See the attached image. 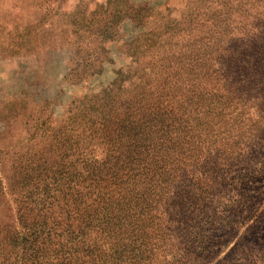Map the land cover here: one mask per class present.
<instances>
[{
  "label": "rangeland",
  "instance_id": "1",
  "mask_svg": "<svg viewBox=\"0 0 264 264\" xmlns=\"http://www.w3.org/2000/svg\"><path fill=\"white\" fill-rule=\"evenodd\" d=\"M94 56L101 64L84 67ZM171 75L179 81L162 89ZM164 92H177L184 132L159 141L167 130L154 128L152 145L170 144L154 155V197L130 192L122 227L97 244H112L105 254L120 264H264V0H0V158L2 142L14 159L50 115L63 121L110 99L151 106ZM69 133L86 140L80 128ZM11 162L0 171L9 182ZM22 194L8 217L0 210L7 247L9 215L24 247L47 233L41 199Z\"/></svg>",
  "mask_w": 264,
  "mask_h": 264
},
{
  "label": "trees",
  "instance_id": "2",
  "mask_svg": "<svg viewBox=\"0 0 264 264\" xmlns=\"http://www.w3.org/2000/svg\"><path fill=\"white\" fill-rule=\"evenodd\" d=\"M97 62L101 64L102 59L94 56L91 60L84 59L82 64L91 67ZM197 63L186 61L187 65L195 66ZM211 64L207 69L213 66L216 72L214 61ZM171 77L176 78L174 75ZM177 81L178 78L159 85L164 89L168 85L173 87ZM176 94L155 93L154 100L158 102L151 106H137L135 101H128L129 105L125 106L110 99L102 106L94 105L84 108L82 113L69 114L70 117L63 121L50 115L41 123L42 129L35 128L30 139L18 144L20 148L14 152V159L8 157L10 148L6 146L7 142H2L5 150L2 151L3 158H0V171L12 160V181L0 174L2 217H8L6 210L17 205L15 198L18 195L23 193V199L34 192L43 203L42 211L49 225L41 242L36 239L34 245L24 247L22 241H27V237L9 215L8 220L11 219L14 224L11 228L14 235L12 245L9 243L10 247H7L0 231V264H120L119 257L109 258L105 254L108 249H113V245L103 241V246H100L96 237L108 236L112 225L122 227L124 212L135 198V195L128 196L130 192H141L148 201L154 197V168L151 166L154 155L158 149H169L170 144L159 142L153 146L150 134L154 128H166L159 141H172L184 132L185 126L175 124L173 116L175 106L171 103L172 96ZM164 95L171 96L169 104H164ZM183 96L189 107V94ZM198 97L195 95V99ZM200 103L202 100L199 97L198 102L193 100L191 105L198 106ZM87 110L96 111L97 121L91 119ZM182 114L185 116L184 108ZM159 119L166 120L167 125H156ZM76 120H80L78 127ZM75 127L86 134L84 142L81 138L73 140L70 133L66 134L67 130L72 132ZM5 157L3 162L1 159ZM109 188L117 193L116 199L111 202L106 195ZM104 199L110 205L117 204L113 207L94 206ZM29 248L33 254L28 260L26 252ZM98 250H102L100 257ZM54 257L58 258V263Z\"/></svg>",
  "mask_w": 264,
  "mask_h": 264
}]
</instances>
